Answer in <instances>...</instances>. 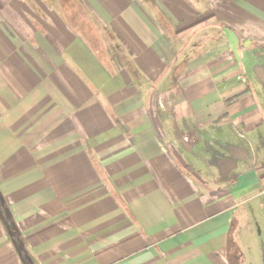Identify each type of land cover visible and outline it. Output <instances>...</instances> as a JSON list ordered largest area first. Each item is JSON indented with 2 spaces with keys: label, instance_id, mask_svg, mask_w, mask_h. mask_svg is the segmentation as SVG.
<instances>
[{
  "label": "crops",
  "instance_id": "1",
  "mask_svg": "<svg viewBox=\"0 0 264 264\" xmlns=\"http://www.w3.org/2000/svg\"><path fill=\"white\" fill-rule=\"evenodd\" d=\"M263 224L264 0H0V264H249Z\"/></svg>",
  "mask_w": 264,
  "mask_h": 264
},
{
  "label": "rangeland",
  "instance_id": "2",
  "mask_svg": "<svg viewBox=\"0 0 264 264\" xmlns=\"http://www.w3.org/2000/svg\"><path fill=\"white\" fill-rule=\"evenodd\" d=\"M264 226V224H263ZM256 238L253 244L245 248V256L249 264H264V227L255 229Z\"/></svg>",
  "mask_w": 264,
  "mask_h": 264
},
{
  "label": "trees",
  "instance_id": "3",
  "mask_svg": "<svg viewBox=\"0 0 264 264\" xmlns=\"http://www.w3.org/2000/svg\"><path fill=\"white\" fill-rule=\"evenodd\" d=\"M232 247H235V246L233 245ZM234 252H235V251H234ZM234 255L236 256V258H237V261H239V259H238V253H237V252H235V253H234Z\"/></svg>",
  "mask_w": 264,
  "mask_h": 264
},
{
  "label": "built area",
  "instance_id": "4",
  "mask_svg": "<svg viewBox=\"0 0 264 264\" xmlns=\"http://www.w3.org/2000/svg\"><path fill=\"white\" fill-rule=\"evenodd\" d=\"M185 140H187V138H185Z\"/></svg>",
  "mask_w": 264,
  "mask_h": 264
}]
</instances>
